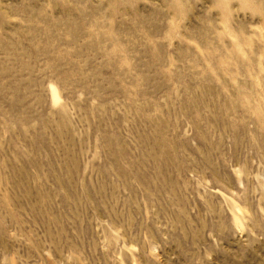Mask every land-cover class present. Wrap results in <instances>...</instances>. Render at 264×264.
<instances>
[{"label":"rangeland","instance_id":"rangeland-1","mask_svg":"<svg viewBox=\"0 0 264 264\" xmlns=\"http://www.w3.org/2000/svg\"><path fill=\"white\" fill-rule=\"evenodd\" d=\"M0 264H264V0H0Z\"/></svg>","mask_w":264,"mask_h":264}]
</instances>
